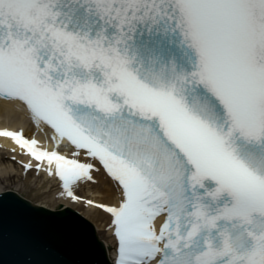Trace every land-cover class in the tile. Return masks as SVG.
I'll list each match as a JSON object with an SVG mask.
<instances>
[{"label": "snow or ice", "instance_id": "6c2138e0", "mask_svg": "<svg viewBox=\"0 0 264 264\" xmlns=\"http://www.w3.org/2000/svg\"><path fill=\"white\" fill-rule=\"evenodd\" d=\"M0 100L113 264H264V0H0ZM101 168L114 203L76 194Z\"/></svg>", "mask_w": 264, "mask_h": 264}, {"label": "water", "instance_id": "95a60500", "mask_svg": "<svg viewBox=\"0 0 264 264\" xmlns=\"http://www.w3.org/2000/svg\"><path fill=\"white\" fill-rule=\"evenodd\" d=\"M61 209L0 194V264H109L91 224L69 207Z\"/></svg>", "mask_w": 264, "mask_h": 264}, {"label": "bare ground", "instance_id": "6f19581e", "mask_svg": "<svg viewBox=\"0 0 264 264\" xmlns=\"http://www.w3.org/2000/svg\"><path fill=\"white\" fill-rule=\"evenodd\" d=\"M29 123L26 113L17 106L0 100V129L21 130L25 137H35L41 141L33 135V129L29 128ZM41 143L49 148L48 143L43 141ZM29 159L28 156L21 154V150L9 138L0 137V194L13 192L33 206L49 211L69 206L73 211H77L78 215L81 214L80 217L91 221L96 233L101 237L108 259L113 261L115 241L111 231L106 227L105 214L83 202H74L61 196L58 182L47 177L43 172H38L34 168L25 171L23 165L28 163ZM93 175L98 183L82 184L76 189V194L85 200L114 203L115 194L111 182L102 169Z\"/></svg>", "mask_w": 264, "mask_h": 264}]
</instances>
